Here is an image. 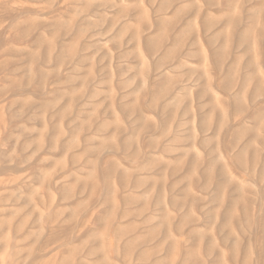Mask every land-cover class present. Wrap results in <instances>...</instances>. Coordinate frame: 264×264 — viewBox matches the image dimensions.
<instances>
[{
	"label": "rangeland",
	"instance_id": "obj_1",
	"mask_svg": "<svg viewBox=\"0 0 264 264\" xmlns=\"http://www.w3.org/2000/svg\"><path fill=\"white\" fill-rule=\"evenodd\" d=\"M0 264H264V0H0Z\"/></svg>",
	"mask_w": 264,
	"mask_h": 264
}]
</instances>
